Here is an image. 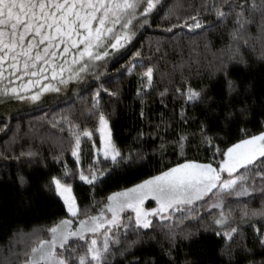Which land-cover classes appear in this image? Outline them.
Returning <instances> with one entry per match:
<instances>
[{
    "label": "snow or ice",
    "instance_id": "6c2138e0",
    "mask_svg": "<svg viewBox=\"0 0 264 264\" xmlns=\"http://www.w3.org/2000/svg\"><path fill=\"white\" fill-rule=\"evenodd\" d=\"M153 27L172 34V53L157 42L116 67L139 30ZM132 75L141 126L125 149L113 117ZM153 95L162 109L173 105L155 122ZM11 101L48 104L37 119L55 140L19 152V133L5 140L0 160L16 167L0 185L16 189L21 210L47 199L61 214L9 229L0 264H200L194 252L208 235L223 242L222 264H264V0H0V104ZM9 119L0 120L6 136ZM118 170L137 182L97 199ZM75 180L88 186L83 201Z\"/></svg>",
    "mask_w": 264,
    "mask_h": 264
},
{
    "label": "trees",
    "instance_id": "16d2710c",
    "mask_svg": "<svg viewBox=\"0 0 264 264\" xmlns=\"http://www.w3.org/2000/svg\"><path fill=\"white\" fill-rule=\"evenodd\" d=\"M172 34L165 33L160 29L155 27L141 29L137 33L135 39L128 45V48L121 54L115 57V61H119L116 67L123 64L131 53L137 49H141L145 55H147L150 47H155L157 42L164 45V48L172 53L173 49L169 47V41ZM186 40L189 37L185 38ZM213 41L214 47H219L221 41H219L215 35L209 37ZM181 47L184 49L183 55L185 58L189 55L188 44H182ZM211 54H209L210 57ZM170 60H177L178 58L174 55H170ZM259 67V65H257ZM171 71V69H168ZM259 75V73H257ZM195 78H193V86H195ZM123 85V95L119 103L115 104L116 113L113 117V122L115 124L114 133L117 142L125 149L131 143V137L135 134V131L141 126V121L138 119L139 101L135 99V91L137 88V76H126L121 82ZM107 101V98H105ZM147 111L153 121H156L157 116L162 111L165 117L169 115L173 105L172 102H168V109H162L159 101L153 95L147 102ZM54 108L56 106H53ZM59 107H64L63 103ZM179 108V102H177V111ZM49 110L48 104H39L36 106L26 104L23 102L11 101L7 105L0 104V120L4 119L6 116L10 117L8 123L11 126V131L6 136L0 133V150H3L4 141L8 140L10 136L14 133H19L22 137L19 145L15 146L16 152H19L20 147L27 143L40 144V137L49 138L51 137L55 140V130L51 129L46 124H43L37 118L41 117L43 112ZM192 114L196 115L198 118L202 119L199 110H190ZM195 126V125H193ZM144 127L147 129L148 125L145 123ZM250 130L255 131L257 128V123L253 120L251 123L246 125ZM151 142H149L150 144ZM51 145L45 143L42 146V151L47 155ZM90 145H85V152L88 151ZM194 155L189 153V156ZM203 157V152L196 154ZM67 159L69 167L73 165V159L69 155L65 157ZM168 159L175 160V157L169 156ZM50 167L55 174L59 171L58 165L52 164L49 161ZM14 161H3L0 160V179H7V176L15 171ZM35 167H39L38 165ZM158 167V165H157ZM147 173H154L155 168L153 164H149L145 169ZM131 182H137V175L134 172L119 171L118 173L108 178L104 184H102L97 190V199L108 194L110 191L117 190L118 187L129 186ZM74 192L83 201L87 194V185L83 184L79 180L72 181ZM31 195V193H25V196ZM20 195L16 189L10 184L5 183L0 185V242H3L8 234L9 229H13L17 226L24 229L25 231H30L34 227L41 225H46L50 223L52 219H55L61 214L60 204L57 200H47L43 199L39 205L34 206L31 210L24 209L21 210L19 205ZM85 203L89 201H84ZM254 206H259L258 202ZM222 241L214 236L208 235L206 241L202 242L201 245L196 246V251L194 252V258L200 261V264H222L219 258V249L222 246ZM252 241L249 239V246H251ZM158 250V249H157ZM146 252H151L152 249H146ZM260 257L257 256L258 260Z\"/></svg>",
    "mask_w": 264,
    "mask_h": 264
},
{
    "label": "rangeland",
    "instance_id": "374dc122",
    "mask_svg": "<svg viewBox=\"0 0 264 264\" xmlns=\"http://www.w3.org/2000/svg\"><path fill=\"white\" fill-rule=\"evenodd\" d=\"M149 206H155V205H154V202H153L152 204H150Z\"/></svg>",
    "mask_w": 264,
    "mask_h": 264
}]
</instances>
